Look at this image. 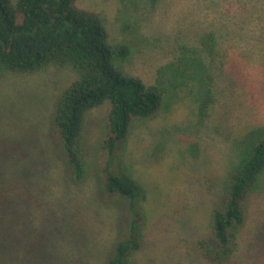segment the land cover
I'll return each instance as SVG.
<instances>
[{"label":"rangeland","instance_id":"obj_1","mask_svg":"<svg viewBox=\"0 0 264 264\" xmlns=\"http://www.w3.org/2000/svg\"><path fill=\"white\" fill-rule=\"evenodd\" d=\"M106 20L109 41L127 42L125 70L153 84L180 46L203 57L215 102L199 114L198 93L181 94L156 119L133 123L113 170H130L147 194L141 248L132 264H264V176L250 197L239 245L208 261L211 212L222 206L229 171L264 128V0H77ZM214 35L216 56L201 44ZM75 78L51 67L29 75L0 72V264H106L131 232L132 212L109 194L101 148L109 103L86 118L77 178L53 126L57 99ZM254 130V131H252ZM129 171V172H130ZM130 172V173H131Z\"/></svg>","mask_w":264,"mask_h":264},{"label":"trees","instance_id":"obj_2","mask_svg":"<svg viewBox=\"0 0 264 264\" xmlns=\"http://www.w3.org/2000/svg\"><path fill=\"white\" fill-rule=\"evenodd\" d=\"M202 48L216 56L212 33L201 38ZM176 62L160 67L153 84L130 74L124 64L132 54L127 42H110L105 18L84 9L77 0H0V72L29 75L51 67L71 69L74 80L59 95L53 126L64 141L67 163L77 178L85 172L81 141L87 114L109 103L101 148L107 151L106 191L127 201L133 215L130 235L120 240L106 264H132L141 248L146 223V189L130 170H113L137 120L149 122L166 113L181 94L197 91L199 114L215 102L214 74L203 57L181 45ZM194 55V54H193ZM226 178L224 202L211 212L212 238L199 242L205 258L228 260L238 249L239 233L246 222L250 197L264 176V128ZM254 131V130H252ZM131 173H130V172Z\"/></svg>","mask_w":264,"mask_h":264}]
</instances>
